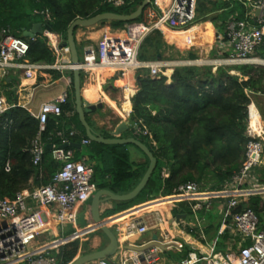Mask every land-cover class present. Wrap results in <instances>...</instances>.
Wrapping results in <instances>:
<instances>
[{"label": "trees", "instance_id": "1", "mask_svg": "<svg viewBox=\"0 0 264 264\" xmlns=\"http://www.w3.org/2000/svg\"><path fill=\"white\" fill-rule=\"evenodd\" d=\"M137 1L115 12L130 13L136 9ZM245 7V0H199L194 21L220 20L223 25L231 16L236 19L245 16ZM152 8L150 2L142 15L132 22L102 21L99 24L108 22L114 28H124L127 23H146ZM45 9L50 12L49 21L41 13ZM106 11L114 10L102 0H0V31L8 28L10 34L28 42L26 58L29 61L52 64L55 57L47 45L46 37H25L24 31L29 30L33 23L41 21L65 42L67 29L75 19ZM118 31L121 39H127L123 37H128L127 30ZM166 39L172 41L168 36ZM166 47L163 35L153 31L144 38L138 57L156 59L157 54H162ZM254 54L264 59V43L256 48ZM180 57L195 58L193 53ZM47 73L54 78L61 75L51 69ZM239 73L240 77L237 76ZM136 76L137 90L130 98L129 126H134L137 131L132 135L153 152L157 159L156 168L134 199L115 201V208L106 215L124 211L159 195H169L174 187L188 181H196L205 189H220L241 165L249 138L246 130L251 95L264 94V68L254 64L218 67L215 72L209 66H177L171 75L170 84L166 83L165 76L151 77L146 72L143 75L137 72ZM5 97L8 108L0 114V198H13L20 190L33 189L52 181L59 163L52 158L48 145L63 144L64 139L80 143L82 138L87 137L75 111L71 88L66 103L61 105V114L50 115L46 121V129L42 132L44 154L40 163L34 165L29 145L38 132V120L18 103L17 92L13 89L6 91ZM73 126L79 133L74 130L75 133L70 135ZM103 135L111 136L108 132H103ZM75 150L76 158L87 156L91 160L92 181L96 190L127 193L137 185L149 164L143 152V162L131 161L127 145L123 144H102L90 140ZM6 162L10 166L8 171L5 169ZM164 169L167 175H163ZM259 171L264 181V167ZM258 200L257 196H252L247 202L257 212ZM171 209L176 214L190 210L186 203L163 208L161 211L166 223L171 218ZM190 230L186 229V232L190 234ZM179 231L177 227L172 229L176 236ZM95 232L102 233L100 229ZM79 244V239H75L61 247L59 257L63 263L75 258ZM189 251L190 247L184 242V257L188 256ZM198 253H202L201 250Z\"/></svg>", "mask_w": 264, "mask_h": 264}, {"label": "built area", "instance_id": "2", "mask_svg": "<svg viewBox=\"0 0 264 264\" xmlns=\"http://www.w3.org/2000/svg\"><path fill=\"white\" fill-rule=\"evenodd\" d=\"M102 1L107 5L122 7L133 4L136 0ZM197 1L199 0H151L153 8L147 15L148 21L146 23L139 21L143 26L141 33L136 38L123 36L129 40L130 45L113 60L110 59L109 48L116 41L123 44L122 37L103 34L95 43L83 47L79 63L74 65L70 58L68 62L61 60L64 53L70 54L61 36L50 29H44L43 35L54 54V62L52 64L31 62L26 58L28 42L10 34L9 29L4 28L0 31L1 73L5 75L9 68H16L23 70L26 77H31L35 71L46 67L58 71L73 70L74 67L80 71L113 67V74L119 80V88L124 96L132 97L137 89L134 79L129 78V72L147 71L149 76L160 78L167 76L165 71L168 68H171L173 73L177 66H209L215 72L218 67L264 64V59L254 57L256 48L264 43V0H245L246 5L251 10H259V14L254 17L253 22L232 18L227 23L224 34L214 35L217 48L212 56L153 60L138 57L142 39L153 31H159L164 35V29H182L192 25L196 17ZM41 13L46 21L51 19L48 9ZM68 82H71L70 77ZM67 99L68 94L63 92L43 102L38 112L32 114L38 120V132L29 145L34 165L40 163L44 154L42 132L46 129V121L50 115L61 114V105L66 103ZM7 108L5 97L0 95V114ZM248 116L250 117L249 105ZM73 133L75 131H71L70 135ZM246 135L249 138L244 147L241 165L220 189L209 190L202 188L196 181H188L174 187L169 195H161L138 207L124 210L118 217L103 219L108 226L112 225L120 246L113 257L114 260L119 264H156L159 253L163 251L160 246L150 247L142 253V258L138 252L127 247L148 243L151 239L138 244L132 241L140 238L150 228H155L159 232L158 242L165 246V250L175 248L176 252H181L183 243L172 239L170 230L166 227L178 226L183 222L182 226L191 228L192 223L188 224L185 218L176 221L173 216L172 224H168L161 209L186 203L193 212L216 206L221 216L216 235L224 237L222 242L226 248L216 249L218 244L216 236L207 242L209 247L207 252L201 251L199 254V249L190 246L188 256L175 264H264V181L259 171L264 167V163L261 162L264 158V136L262 132L253 129L251 123L247 125ZM89 142V138H82L80 144L86 145ZM65 143L68 145L63 146ZM69 143L71 142L64 139L63 144L51 145V156L59 163V167L50 183L20 190L13 198H0V264H70L74 259L63 263L59 257L61 247L99 230L92 222L89 226L76 227L72 233L61 236L48 235L54 226L60 228L65 224L75 226L78 210L89 205L91 196L96 191V185L92 181V165L84 157L76 158V147ZM9 168V163L6 162L5 169L8 171ZM252 196L259 198L257 203L259 212L247 203ZM144 213L154 215L148 219L142 216ZM42 234L45 236L40 241L38 239ZM169 236L171 242L164 243L165 238ZM197 238L205 240L203 233ZM88 264L110 263L101 258Z\"/></svg>", "mask_w": 264, "mask_h": 264}, {"label": "crops", "instance_id": "3", "mask_svg": "<svg viewBox=\"0 0 264 264\" xmlns=\"http://www.w3.org/2000/svg\"><path fill=\"white\" fill-rule=\"evenodd\" d=\"M245 8H246L245 16H242L237 19L238 20L239 19L248 20L249 22H253L254 17H256L259 14V10L257 9L251 10L247 5ZM232 18L234 19L235 17L231 16L226 21V23L223 25L220 20H215L214 22H212L211 20H203V21H197V22L194 21L192 25L186 26L182 29H173V30L168 29L167 32L164 31L165 34L163 35V39L165 43L167 44V47L163 49V53H162L163 56L162 54L159 53L160 58L166 59L164 55L170 53L171 51H172L171 56H173L172 59H179L181 58L180 55L186 56L189 53H193L195 58L196 57L203 58V57L214 55V52L216 51V48H217L216 42L214 41V35L218 33L224 34L226 32L227 23ZM97 25H95L96 27L94 26V27H86V28H83V27L76 28L75 40L78 46V50L80 49L82 50L86 44L95 43L97 39L94 38L93 36H90L89 34L98 32L100 30H103L101 35L108 34V36H115V37L121 36L120 32L118 31L121 29H128L127 30L128 37H129V33L131 35L132 32H136V31H139L137 35L139 36V34L142 31L141 29L142 24L140 23H135L131 25H128L127 23L124 26V28H121V27L114 28L109 24L112 27L110 29L108 28V25L107 26L102 25L98 27ZM130 26H132L131 27L132 29L130 28ZM165 35L168 36V38L172 41H169L168 39H166ZM121 40L123 41V43L124 41H129L128 39H121ZM143 40L144 39H142V41ZM175 41H177V43H180L181 46H179ZM112 46L113 48L114 47L117 48L118 54L115 55V52L113 53V51H110L109 52L110 56L116 57L119 54H122L123 47L121 43L116 41L115 43H113ZM69 58H70V54H68L67 52V53H64L61 60L64 62H68ZM184 58H188V57H183L182 59ZM156 59H159V58L156 57ZM49 69L59 72L61 73V75L57 78H54L50 73H47V70ZM69 72H71L72 74V70H69V69L58 71L56 69L46 67L40 71H37V72L35 71L31 77H26L24 75V71L21 69L9 68L7 72L5 73V75H2L1 70H0V95L5 97L6 91H8L9 89H13L15 92H17L18 103L24 106L31 114L37 113L40 105L43 102L49 101L55 98L56 96L62 94L63 92H66L69 95L71 88L73 89L72 75ZM145 72L147 73V71H144L142 73L139 72V73L140 75H143L145 74ZM113 73H114L113 71H110L108 74L100 73V72L98 73V70L94 68H89L84 71H81V92L85 100L91 103L100 104V106L96 107L94 110H90L85 113V115L87 114L86 117L89 118V119L87 118L86 119L88 123L90 124V126L92 127V129H94V131H96L102 136H104L103 132H108L110 135H112L115 127L120 122L128 120V117L131 111V100H130L131 96H124L123 91L121 90V88H119V80L117 79L116 75ZM136 75H137L136 72H129V78L132 80L134 79V85L137 89V76ZM68 77L71 78V82H68ZM166 77L168 81L171 79V75L166 76ZM51 116H54V115H51ZM250 123L253 129L264 133V130L260 128V125L257 127L252 121ZM75 129L76 128H74L73 126L72 130L74 131ZM127 130H129V128ZM77 133L79 132L77 131ZM121 136H123V134ZM128 136L130 135H125L123 137H128ZM75 156H76V153H75ZM82 157H84L88 163L90 164L92 163L91 160L87 156H82ZM82 157L80 156L79 158H82ZM135 159L139 162L144 161V158L142 156L140 157L136 156ZM163 173L164 175L168 174L165 169ZM160 196L161 195L157 197H160ZM145 202L146 201L139 203L131 208L138 207L139 205H142ZM114 208H115V201L105 202L101 205V213H106L109 209H114ZM163 208L167 209L168 207H163ZM121 213H123V211L116 212L111 215H102V219L115 218V217L120 216ZM138 215H141V214H138ZM153 215H154L153 213H150V214L144 213L142 216L144 218L148 217V219H150ZM87 217L91 218V214L89 213V216ZM77 220H78V215H77V219L75 222V226L72 224H65L61 228L54 226V228L49 231L50 233H48V235L53 236L55 233H58L57 232L58 230H60L63 233V235L74 232L76 230V227L77 228L82 227L78 224ZM171 227H176V226H171ZM68 228L73 229V231L64 233ZM183 229H184L183 231L184 233L180 230L178 236H176V234L173 232L170 233L171 234L170 236H172V239L182 242L183 249H184V242H185L189 247L194 246L196 249L205 251V248L201 247L202 240L200 241V239L192 237L193 234L191 233L192 231L190 230L191 228L189 229L190 234L186 232L185 227H183ZM96 233L97 232H93L92 234L90 246L91 247L96 246L97 247L96 249H98L99 247L97 245L100 246L102 244L101 245V248H102L108 243V240L106 239L107 241L105 242L104 241L105 237H103L104 235L96 234ZM154 233L159 235L158 234L159 232L155 228H150L144 235L140 237L141 240L139 242H134V241L132 242L138 244V243H143L144 241H148L149 239L152 238V235ZM183 237L185 238V240ZM195 237H198V236H195ZM197 241H199L198 242L199 244L197 243ZM79 242H80L79 249H78V252L75 258L81 253L80 252L81 247H82L81 239L79 240ZM190 250H191V247H190ZM175 263L176 262H173L172 264H175Z\"/></svg>", "mask_w": 264, "mask_h": 264}, {"label": "water", "instance_id": "4", "mask_svg": "<svg viewBox=\"0 0 264 264\" xmlns=\"http://www.w3.org/2000/svg\"><path fill=\"white\" fill-rule=\"evenodd\" d=\"M151 0H142L140 4L136 7V9L130 13H120L115 11H106L88 18H77L75 19L67 29V38L64 43L65 46L68 47L70 53L71 63L77 65L80 60V52L78 50V46L75 40V30L78 27H93L102 21H123V22H132L139 18L145 7L149 5ZM44 29H49V26L43 24L41 21H37L32 24V27L29 30L24 31V36L29 38H34L37 35H43ZM157 58H160V54H157ZM171 83V79L167 82V84ZM72 87H73V96H74V106L75 111L78 115L79 122L84 128L85 135L91 141L102 143V144H133L138 147L149 159V164L147 166L146 171L141 177L140 181L135 185L133 189H131L127 193H114L109 189H98L92 195L89 202V209L93 223L97 226L100 231L106 236L108 243L95 251L85 253L76 257L70 264H87L97 259H106L110 264H119L114 260V255L119 250L120 246L118 244L117 236L114 230L108 226L106 221L102 219L101 213V205L108 201H129L134 199L141 190L146 186L149 181L153 171L156 168L157 159L154 156L153 152L149 149V147L140 141L139 139L128 136H121L128 128L129 121L120 122L114 129L111 137H104L94 131L90 124L86 119L85 113L90 110H94L96 107L100 106V104L91 103L85 100L82 92H81V71L74 67L72 70ZM65 143L63 146H67ZM69 145L74 146L76 148H80V143H69ZM51 147V145H48ZM54 175V173H53ZM180 218H186L185 213H177L174 216V219L178 221ZM172 218L168 220V224H172ZM158 245L161 249L165 250V246L158 242V235L154 233L152 235L151 240L148 243H144L142 245H127V247L140 254V258H142V253L148 250L150 247Z\"/></svg>", "mask_w": 264, "mask_h": 264}, {"label": "rangeland", "instance_id": "5", "mask_svg": "<svg viewBox=\"0 0 264 264\" xmlns=\"http://www.w3.org/2000/svg\"><path fill=\"white\" fill-rule=\"evenodd\" d=\"M138 3L140 4V0L137 1V4H136L137 6H138ZM136 5H134V6H136ZM107 6L114 11H120V8H121V7H114L112 5H107ZM102 25L103 26L108 25L109 29L112 28L108 22L106 24H98L97 27L102 26ZM131 27L132 26H130V28ZM129 37H131L130 33H129ZM99 39L100 38H98L97 40H99ZM79 51H80V55H81L82 50L80 49ZM171 52L164 55V57L165 58H167V57L173 58V56H171ZM254 57H257V56L254 54ZM256 66H261L264 68V64H256ZM69 73H71V72H69ZM171 73H172V69H169V70H167L165 75L168 76V75H171ZM239 75H240V73L237 76H239ZM167 82H168V80H166V83ZM251 102L252 103H250V109H249L250 110L249 111L250 117H248V119H249L248 124L252 121L255 124V126L258 127L260 125V128H262L264 130V95L263 94L251 95ZM129 128H130L129 130H126L123 133V136H125V135L133 136L132 133L133 134L137 133V131L134 129V126L133 127L129 126ZM131 128L133 129V131L130 132V130H132ZM263 136H264V133H263ZM126 145H127L128 151H129L131 161L138 162L135 159L136 156H138V157L142 156L145 159L144 154L135 145H133V144H126ZM83 153L86 154L85 152H83ZM188 208L190 209V207H188ZM89 210H90L89 205L87 204L86 206L79 209V211L77 212V215H78L77 222L82 227L89 226L92 222V219L90 217H87V216H89V213H90ZM111 211H112V209H109L106 213H102V215H106L107 213H110ZM183 213H186L185 219L189 222L188 224L192 223V225H191V229H192L191 233L193 234L192 237L197 238L195 236H198L201 233H203L205 240H202L201 247L205 248L206 252L209 250V247L207 246V242H209L210 240H213L216 236L218 237V244L216 245V249H222V248L225 249L226 248V246L223 245V242H222L224 237L216 235V232L218 231V229L220 227L221 216L219 215L218 209L216 208L215 205H213L210 209L202 208V209H198L194 212L191 211V209L190 210L187 209L186 212H183ZM175 214H176V211H172V209H171L170 210V216L173 217ZM183 224H184L183 222H180V225L176 226L178 229L180 228V230L182 232L184 231L183 227L185 226V225L182 226ZM166 228L168 230H170V233H172L173 227L169 226V228L168 227H166ZM185 229L188 230V229H190V227L185 226ZM72 231H73V229L68 228L64 233H68V232H72ZM57 232L58 233H55L53 236L63 235V233L60 230H58ZM92 234L93 233H90L88 236H84L81 238L82 247H81V251H80L81 253L78 256L83 255L85 253H89V252L98 250L99 248H101L102 244L100 246L97 245L99 247L98 249H96L97 248L96 246H94V247L90 246ZM96 234L104 235L101 232H97ZM195 234H197V235H195ZM43 236H45V235L44 234L40 235L38 240H40V241L43 240ZM103 237H105V235ZM140 240H141L140 238L133 239L134 242H139ZM104 241L105 242L107 241L106 237H105ZM184 256L185 255L183 253V250H182V252H176L175 248H172L170 250H163L161 253H159V258H158V261L156 262V264H172L175 261H179Z\"/></svg>", "mask_w": 264, "mask_h": 264}, {"label": "bare ground", "instance_id": "6", "mask_svg": "<svg viewBox=\"0 0 264 264\" xmlns=\"http://www.w3.org/2000/svg\"><path fill=\"white\" fill-rule=\"evenodd\" d=\"M140 26V25H139ZM141 29H143V26H141ZM164 31L165 32H167L168 31V29H164ZM103 32V30H100V31H98V32H94V33H91V34H89L90 36H93L94 38H96V39H98V38H100L102 35H101V33ZM138 32L139 31H136V32H132L131 33V35H132V37H134V38H136V36L138 35ZM111 35V34H110ZM110 37H112V36H110ZM130 45V42L129 41H124V43L122 44V47H123V50H126L127 48H128V46ZM110 51H113V53L115 52V55H117L118 53H117V48H113V46H110V49H109V52ZM110 56V55H109ZM114 58H116V57H114V56H110V59L111 60H113ZM94 69H97L98 70V73L100 72V73H109L110 71H114V68L113 67H108V68H106V69H104V68H102V67H97V68H94ZM169 69H171V68H168L167 70H169ZM167 70L165 71V73L167 72ZM261 162L262 163H264V158H262V160H261ZM167 238V239H166ZM165 239H166V241L164 242V243H170L171 242V240H170V238L169 237H166ZM172 247V246H171Z\"/></svg>", "mask_w": 264, "mask_h": 264}]
</instances>
